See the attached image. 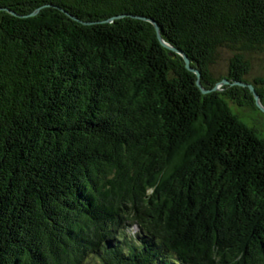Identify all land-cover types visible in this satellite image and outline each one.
<instances>
[{
    "label": "trees",
    "instance_id": "16d2710c",
    "mask_svg": "<svg viewBox=\"0 0 264 264\" xmlns=\"http://www.w3.org/2000/svg\"><path fill=\"white\" fill-rule=\"evenodd\" d=\"M261 51L264 0H0V264H264Z\"/></svg>",
    "mask_w": 264,
    "mask_h": 264
},
{
    "label": "rangeland",
    "instance_id": "374dc122",
    "mask_svg": "<svg viewBox=\"0 0 264 264\" xmlns=\"http://www.w3.org/2000/svg\"><path fill=\"white\" fill-rule=\"evenodd\" d=\"M234 51L230 49H223L220 53L217 64L214 67V71L217 75H225L228 72L230 58L234 55ZM247 58L251 61L252 70L247 76L248 79L253 80L255 77H264V51L261 52H248ZM230 104L235 112H237L241 118L247 122L250 126L256 127L259 133L264 137V112L254 108L251 105L238 106L230 101ZM139 226L132 224L126 229L128 237H135L138 233Z\"/></svg>",
    "mask_w": 264,
    "mask_h": 264
},
{
    "label": "water",
    "instance_id": "95a60500",
    "mask_svg": "<svg viewBox=\"0 0 264 264\" xmlns=\"http://www.w3.org/2000/svg\"><path fill=\"white\" fill-rule=\"evenodd\" d=\"M155 26H156V28H157V30H159V27H158V25H156L155 24ZM163 42V44L165 45V46H167L168 48H170V49H173V50H177L176 48H174V47H172L171 45H169V44H167V43H165L164 41H162ZM178 51V50H177ZM186 60H187V64L189 65V59L186 57ZM224 82H228V81H224ZM198 84L200 85V81L198 80ZM235 84H242V83H240V82H236ZM201 86V85H200ZM250 88H251V90H252V92H253V96H254V100H255V102H256V105L264 112V105L262 104V101H261V98H260V95L256 92V90L254 89V87L252 86V85H250Z\"/></svg>",
    "mask_w": 264,
    "mask_h": 264
}]
</instances>
